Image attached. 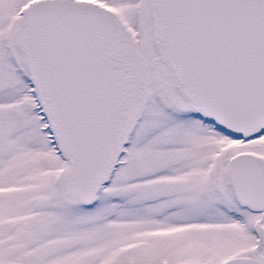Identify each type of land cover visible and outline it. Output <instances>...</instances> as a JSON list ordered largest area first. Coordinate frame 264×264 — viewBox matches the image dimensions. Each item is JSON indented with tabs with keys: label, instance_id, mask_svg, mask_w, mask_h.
<instances>
[{
	"label": "snow or ice",
	"instance_id": "snow-or-ice-1",
	"mask_svg": "<svg viewBox=\"0 0 264 264\" xmlns=\"http://www.w3.org/2000/svg\"><path fill=\"white\" fill-rule=\"evenodd\" d=\"M0 264H264V0H0Z\"/></svg>",
	"mask_w": 264,
	"mask_h": 264
}]
</instances>
